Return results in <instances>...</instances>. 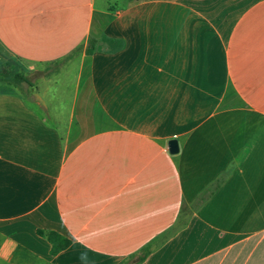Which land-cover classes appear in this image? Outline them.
<instances>
[{"label": "crops", "instance_id": "obj_1", "mask_svg": "<svg viewBox=\"0 0 264 264\" xmlns=\"http://www.w3.org/2000/svg\"><path fill=\"white\" fill-rule=\"evenodd\" d=\"M109 2L0 0L18 64L82 49L0 81V264H264V0Z\"/></svg>", "mask_w": 264, "mask_h": 264}, {"label": "rangeland", "instance_id": "obj_2", "mask_svg": "<svg viewBox=\"0 0 264 264\" xmlns=\"http://www.w3.org/2000/svg\"><path fill=\"white\" fill-rule=\"evenodd\" d=\"M121 1L122 0H110L109 3L115 5L119 4ZM81 52L82 49L78 48L58 61L47 63L38 67L31 65L22 66L18 64L17 61L12 58L10 53L0 44V73H2V71L8 70L10 71L12 76L16 73H21L26 78H29V81L37 80L40 74L49 75L51 73H60L61 71L68 70V68L71 67V64H73L72 61L74 59H77V57L80 56ZM28 83L29 82H22L19 85V88H21L22 90H26L28 88Z\"/></svg>", "mask_w": 264, "mask_h": 264}, {"label": "trees", "instance_id": "obj_3", "mask_svg": "<svg viewBox=\"0 0 264 264\" xmlns=\"http://www.w3.org/2000/svg\"><path fill=\"white\" fill-rule=\"evenodd\" d=\"M96 42L97 41L93 38L89 40L87 52H92L93 50H95ZM0 79L1 81L7 84L15 86H19L22 82H29V79L23 76L21 73H16L12 76L10 71L8 70L2 71V73H0ZM38 233L41 236H46L49 239L50 243L52 244V255H57L59 252L64 249H67L72 244L71 239L55 230L44 231L39 229ZM150 251L151 249L149 247H143L139 253L129 257L126 261L121 264H140L147 258Z\"/></svg>", "mask_w": 264, "mask_h": 264}, {"label": "water", "instance_id": "obj_4", "mask_svg": "<svg viewBox=\"0 0 264 264\" xmlns=\"http://www.w3.org/2000/svg\"><path fill=\"white\" fill-rule=\"evenodd\" d=\"M169 151L173 154L179 152V143L176 139H171L169 141Z\"/></svg>", "mask_w": 264, "mask_h": 264}]
</instances>
